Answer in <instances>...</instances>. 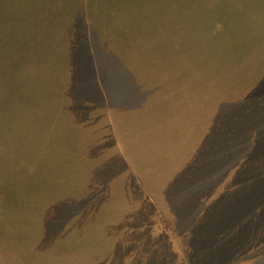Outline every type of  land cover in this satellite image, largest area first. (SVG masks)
I'll list each match as a JSON object with an SVG mask.
<instances>
[{
	"label": "trees",
	"instance_id": "obj_1",
	"mask_svg": "<svg viewBox=\"0 0 264 264\" xmlns=\"http://www.w3.org/2000/svg\"><path fill=\"white\" fill-rule=\"evenodd\" d=\"M175 1L154 2L153 22L161 10L175 12V6H179L177 10L189 13L198 7V2ZM212 1L202 2L208 11L206 17L200 13L194 22L186 20L190 22L186 24L191 32L188 37L200 42V49L187 53L191 59L183 64L200 59L190 71L199 75L193 83L204 86L207 75L211 91L202 94L197 104L186 100L190 90L180 92L189 101L182 115L164 108L155 110L156 118L159 112L162 117L153 119V131H161V124L165 122L166 126L178 117L174 128L166 126V134L180 138L178 142L183 145H166L162 150L168 153V159L139 166L136 163L141 156L130 129H149L150 110L143 102L136 104L137 99L145 92H172V88H163L162 74L167 70L175 75L183 68L179 63L182 52L179 45L173 49L168 46L180 44L185 34L178 30L159 31L154 22L152 35H137L135 27L139 22L129 19L128 14L138 6L121 7L115 0H0V99L5 97L11 107L25 111L35 94L41 96L36 109L55 108L56 100L73 131L78 129V116L83 113L74 108L79 103L75 87H83L82 78L94 79L86 84L104 94L107 112L111 104L106 83L129 96L122 109H112L104 119L118 155L111 163L115 168L123 160L120 172L126 175L104 179L107 204L102 209L89 215L87 206L80 205L89 192L74 200L67 194L59 197L49 203L55 206L49 213L51 206L46 201L51 195L47 198L46 194L29 191V176L36 174L32 162L24 171L16 168L17 176L24 177L16 178V187L9 190L13 195L7 192L5 197L0 196V214L8 208L11 211L14 202L20 208L30 205L32 213L27 220L34 223L29 226V239H41L37 242L39 248L51 247L55 239L89 240L82 245L79 258L72 253L64 255V264H93L104 254L115 256L124 223L146 209L156 216L155 229L171 234L166 239L170 253L180 251L188 264H217L220 253L225 251L226 257L228 252H235V244H228L235 243V239L243 240L240 253L245 259L240 264H264V20L250 18L253 11L261 12L252 8L258 0ZM77 8L82 13H76ZM227 24L233 30L218 37ZM214 29L215 34L210 36ZM204 62L213 66L204 71ZM153 82L159 85L155 92ZM213 87L217 90L213 91ZM244 88L247 90L242 92ZM165 101L169 102V98ZM133 102L136 106L130 105ZM90 108L92 111L94 107ZM102 120L97 118L98 124ZM40 141L43 143V138ZM81 164L68 171L78 173ZM86 165L91 166L89 162ZM40 177L50 178L43 173ZM82 183H86L85 179ZM136 183L145 193L153 194L151 200L140 201L142 207L132 196ZM150 184L153 193L147 190ZM44 206L42 216L37 218L39 225L33 219ZM15 207L14 203L13 211ZM221 244L226 245L220 247ZM108 260L105 256L97 264H107Z\"/></svg>",
	"mask_w": 264,
	"mask_h": 264
},
{
	"label": "rangeland",
	"instance_id": "obj_2",
	"mask_svg": "<svg viewBox=\"0 0 264 264\" xmlns=\"http://www.w3.org/2000/svg\"><path fill=\"white\" fill-rule=\"evenodd\" d=\"M115 1H117L115 3H120L121 7L124 4L129 5L131 8L138 6L139 9H134L128 14L129 19H135L139 22L135 27L137 35H141L144 32L148 35H152L154 22L158 24L160 30H157L159 31L168 32L178 30L183 32L186 38H184L180 44L177 43L175 45L171 43L170 47L168 46L169 49H173L175 46L179 45V49L182 52L181 59L178 58L181 67L185 62L191 59L186 55L187 53H197L200 49V42H197L195 38L188 37L191 32L187 29L186 24L190 23L188 21H191V23L194 22L197 15L200 13L204 14L203 18L207 16L206 14H208V11L202 7V2L206 0H189L188 2H198V7L189 13L177 10L179 6H175V12L161 10L160 15L154 22L153 3L158 1L163 2L164 0ZM177 1L180 2L179 0ZM174 2L176 1L174 0ZM212 2L217 1L214 0ZM253 6H255L256 9H261V12L254 13L253 11L252 14L250 13V18L252 20H257L256 18L261 17L264 20V0H258L256 4L252 5V8ZM75 12L80 14L82 13V9L77 8ZM261 29L263 30V28ZM232 30L233 27L227 24L223 28L224 33L221 32L217 36H222L225 32H231ZM214 31L216 30L214 29L210 32V36L215 34ZM258 31L259 29L256 31V36ZM166 35L169 36L168 33ZM257 39H259V37H257ZM198 54L200 55L201 53ZM198 60L200 59L192 60L187 66L183 65V68L178 70L175 75L168 74L167 70L163 72L162 86L163 88H172V92L161 93L165 95H154V93L150 94L145 92L138 97L136 104L143 102V105H146L150 110V114H147L150 117L149 129L143 126H137V128L134 127L131 129L128 128L132 131V138L136 139L134 145L141 156L140 159H137L138 162L136 163L139 166H143V163H146L147 166L149 163H153V160L165 161L164 159H168V153L162 150L166 145L169 147H172L175 143L176 145H183V142H178L180 138L174 139L166 134V126L167 129H169L168 127L174 128L175 123L177 124L179 120L178 117H175L172 120L173 122H169L166 126L165 122L161 124L162 132L153 131V119L157 121V119L160 120L162 117V112H159L156 118L155 110L157 108H164L166 112L173 110L176 115H182L189 105V101L187 102L186 100H190V104H197L202 94L211 91L208 85L210 80L207 75L205 77L204 86L203 84L196 86L195 83H193L194 80L198 79L197 77L199 75L190 74V71L199 63ZM202 66H204L205 71V68L207 66H213V63L204 62ZM172 68L173 67L170 69ZM232 78L233 80L236 78L234 73L232 74ZM84 79L82 78L81 81L85 84L88 81L94 80L92 77L88 80ZM85 84L83 87L80 84V86L75 85V89L79 93L76 97L79 103L76 104L77 107L74 108L75 111L81 110L83 113L82 116H78L80 120L78 129H74L73 131L69 129L70 125L67 123L68 119L61 113L59 102H56V100H53L55 108H46L43 106L45 108L36 109L35 103L40 102L41 96L35 94L30 97L31 106L29 110L25 111L24 109L19 110L18 108L11 107V101L5 99V97L0 99L1 197H5V194L9 192L11 188L14 186L16 187V182L18 181L16 179L17 177H24L22 175L17 176L16 168H20L24 171L32 162L36 174L33 177L29 176L31 179L29 191L46 194L47 198H50L49 195H51V199L46 201L47 204L55 202L59 197L65 196V194L70 197L69 199L72 198L74 200L77 196L82 194L88 195L89 192L90 196L84 200L85 202L80 203L81 206H87L88 212L90 211L89 215H92L97 209H102L103 204H107V197L103 192L105 188L102 186L105 183L104 179L109 178L112 180L116 179V177L122 178L125 177L126 174L120 172L123 160H121L115 168L111 163V161H113L112 159H115L118 155L114 148L112 135L104 119H106L112 109L114 111L122 109L129 96L123 90H115L111 87L110 83H106V87L110 94L108 102L111 104L109 105V112H107L104 109V106H108L104 94L102 95L98 88L92 89L87 84L85 86ZM155 84L154 82L152 83L153 92H155L156 86H159ZM183 84L185 86H183ZM246 88L241 91L245 92L247 90ZM262 88L264 89V86H262ZM212 89L213 91L217 90V88L214 87ZM263 89L254 88V90L257 91H262ZM189 90L190 93H187L188 99L185 100L183 97L184 94L179 93ZM198 91L199 94L196 93ZM167 98H169V102H163ZM83 104L86 105L85 108L82 107ZM131 104L136 106L135 102L130 103V105ZM158 104H160L159 107L157 106ZM90 107H94L92 111L89 110L91 109ZM116 108H118V110H116ZM134 108L135 107H131L130 109ZM97 118L103 119L100 124H98ZM3 132L6 133L5 137L3 136ZM42 138L43 143L40 141ZM83 141L88 142L83 144ZM82 152L86 154V157H83ZM88 162L91 166L86 165ZM80 164L81 166L78 173H70L68 171L75 166L78 168ZM116 168L119 174L118 172L114 173L113 169ZM61 170H64V174L61 173ZM42 173L44 175H49L50 178L44 177L45 179L42 180L40 177ZM5 174L7 175L3 179L2 177ZM84 179L86 183H82ZM133 186L135 190L132 191V196L137 204H140V201L142 203L143 199L151 200L153 194L145 193L144 191L146 190L141 189L139 187L140 185L137 183L133 184ZM153 188V185L150 184L147 190L153 193ZM9 194L12 196L13 192H9ZM14 203L16 207L13 211L12 205ZM14 203L11 204V211L9 210L10 208H8V210H2L0 214H3V216L0 217V264H64L66 260L64 255L66 254L69 255L72 253L71 256L74 255L77 258L81 256L80 254L82 253L80 249L83 248L82 245H86L89 240L72 241L55 239L51 247L39 248L37 242H40L41 239H29V226L34 223H30L31 221L27 220L28 217H31L32 213L28 210L30 205L26 204L20 208L16 202ZM49 205L51 206H47L51 208L49 213H53L55 206ZM146 207L147 204L144 205L143 208ZM45 208V206L42 207L33 219L36 220V223L39 225L40 220L37 218L42 216V212ZM147 210L148 209L141 211L138 216L132 218L133 220L131 219L124 223L123 231L119 234L117 248H115L114 251L116 255L111 257L112 255L108 256L104 254L103 256L109 257L107 264H188L185 256L181 254L180 251L177 250L175 253L173 251L170 253L168 249L169 246L167 245L168 240L166 239L170 237L171 234L156 230V216L153 214L152 217L151 213ZM28 211L30 213H28ZM259 227H262V224H260ZM236 240L239 239H235V243H228L235 244L237 247L234 250L235 252H228L226 257H223L225 251L222 254L220 253L222 256L219 257V262L217 261V264H240L244 261L245 258L241 255L242 253H240L243 248L241 243L243 240ZM47 242L48 240H46V243ZM225 245L221 244L220 247ZM154 252H156V255ZM232 254L234 255L231 256ZM102 258L94 260L93 264L101 262ZM222 258H225V260H222ZM193 262L191 264H196L195 261ZM78 264L82 263L78 262Z\"/></svg>",
	"mask_w": 264,
	"mask_h": 264
}]
</instances>
